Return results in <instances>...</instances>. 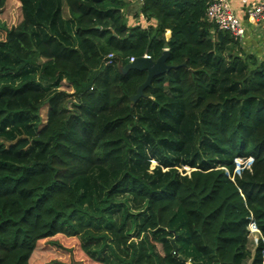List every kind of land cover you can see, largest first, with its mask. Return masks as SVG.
<instances>
[{"label": "trees", "instance_id": "16d2710c", "mask_svg": "<svg viewBox=\"0 0 264 264\" xmlns=\"http://www.w3.org/2000/svg\"><path fill=\"white\" fill-rule=\"evenodd\" d=\"M17 1L0 21V264L45 262L58 235L96 264H264V59L203 0H140L144 27L128 0ZM165 48L131 103L146 71L121 67Z\"/></svg>", "mask_w": 264, "mask_h": 264}, {"label": "rangeland", "instance_id": "374dc122", "mask_svg": "<svg viewBox=\"0 0 264 264\" xmlns=\"http://www.w3.org/2000/svg\"><path fill=\"white\" fill-rule=\"evenodd\" d=\"M20 19V7L17 0H6L5 5L0 14V21L6 25V27H11L15 25ZM2 31L0 30V38L2 37ZM67 89L66 87H64ZM46 106L42 107L40 110L41 118L45 119ZM252 159H236L235 171H239L243 167L249 166ZM240 168V169H239ZM186 171L190 169L185 167ZM249 224V235L247 247L252 250L258 233L253 230ZM43 250H46L48 259L45 262H37L36 264H96L92 261L87 260L79 250L78 242L74 238H67L65 236H56L50 241L41 242ZM248 260H245L243 264H248Z\"/></svg>", "mask_w": 264, "mask_h": 264}, {"label": "built area", "instance_id": "2783aa9c", "mask_svg": "<svg viewBox=\"0 0 264 264\" xmlns=\"http://www.w3.org/2000/svg\"><path fill=\"white\" fill-rule=\"evenodd\" d=\"M203 1L205 4L206 20L213 23L216 26L217 30L226 31L230 33L234 37V39H236L238 42L242 41L245 35V27L243 26L239 17L235 14L233 8L231 7L230 1L229 0H203ZM239 2L249 22L257 23L261 20H264V0H239ZM142 56L151 58L150 55H148L147 53H144ZM113 58H114V54L108 53L104 57L103 63L110 64L112 63ZM134 59H135L134 57H130L129 62L133 61ZM236 159H240V158H236ZM252 223L255 225L254 222Z\"/></svg>", "mask_w": 264, "mask_h": 264}, {"label": "crops", "instance_id": "0c3cea01", "mask_svg": "<svg viewBox=\"0 0 264 264\" xmlns=\"http://www.w3.org/2000/svg\"><path fill=\"white\" fill-rule=\"evenodd\" d=\"M235 14L241 20L245 27V35L240 41V46L246 53H252L259 59H264V20L257 23L248 21L244 11L241 8L239 0H229ZM125 17L128 25H141L142 27L149 23L154 24L155 21L145 20L140 14V0H128V4L124 9Z\"/></svg>", "mask_w": 264, "mask_h": 264}, {"label": "water", "instance_id": "95a60500", "mask_svg": "<svg viewBox=\"0 0 264 264\" xmlns=\"http://www.w3.org/2000/svg\"><path fill=\"white\" fill-rule=\"evenodd\" d=\"M141 5V1H140ZM168 50L165 48L158 59L153 60L152 58L139 56L136 57L133 61L126 63L121 67V71L125 73L130 69L144 70L146 71L145 80L137 87L136 92L129 97L131 103L135 102L140 96L143 95V89L147 87L151 79L159 74L165 73L170 66L166 64L165 59L167 57Z\"/></svg>", "mask_w": 264, "mask_h": 264}, {"label": "clouds", "instance_id": "9594fccd", "mask_svg": "<svg viewBox=\"0 0 264 264\" xmlns=\"http://www.w3.org/2000/svg\"><path fill=\"white\" fill-rule=\"evenodd\" d=\"M252 159V158H251Z\"/></svg>", "mask_w": 264, "mask_h": 264}]
</instances>
